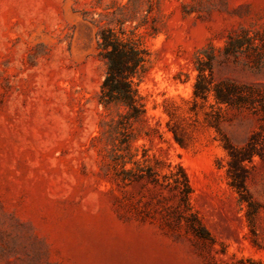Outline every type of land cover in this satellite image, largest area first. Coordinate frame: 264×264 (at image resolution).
Returning a JSON list of instances; mask_svg holds the SVG:
<instances>
[{
	"label": "rangeland",
	"instance_id": "374dc122",
	"mask_svg": "<svg viewBox=\"0 0 264 264\" xmlns=\"http://www.w3.org/2000/svg\"><path fill=\"white\" fill-rule=\"evenodd\" d=\"M127 2L0 0V264H264V62L218 56L214 81L246 101L193 102L196 54L264 32V0L132 2L136 21L151 8L145 117L122 126L96 44ZM252 140L243 169L226 146Z\"/></svg>",
	"mask_w": 264,
	"mask_h": 264
},
{
	"label": "trees",
	"instance_id": "16d2710c",
	"mask_svg": "<svg viewBox=\"0 0 264 264\" xmlns=\"http://www.w3.org/2000/svg\"><path fill=\"white\" fill-rule=\"evenodd\" d=\"M135 1L140 0H128L126 4L112 11L110 23L100 27L97 32V56L105 66L97 100L105 110L123 109L115 121L122 126H129L132 122L145 117L143 98L138 92L137 82L146 71L149 52L142 44L141 37L144 33L139 29L146 24L151 8L149 6L144 9L145 14L142 15L140 21H136V14H132V10L129 9L131 3ZM156 31V28H153L151 33ZM218 56L231 57L236 60L245 59L255 65L261 64L264 62V32L245 27L240 28L228 33L222 46L216 47L209 44L196 54L194 63L197 74L193 83L194 105L197 104L198 99L206 101L210 93L217 104L239 106L246 101L244 89L251 86L239 85L230 81H214L213 62ZM226 148L232 158L237 160V165L239 163V167L243 169L242 161L251 160L253 154L258 152L253 140L240 148L229 144ZM176 166L181 171L182 179L172 178L173 186L181 192L188 193L187 175L181 165ZM233 179L231 184L239 192L240 202L247 201L243 193L246 191L245 176L236 175Z\"/></svg>",
	"mask_w": 264,
	"mask_h": 264
}]
</instances>
